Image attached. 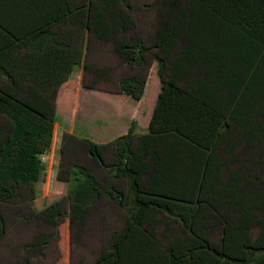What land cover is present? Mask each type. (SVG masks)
Wrapping results in <instances>:
<instances>
[{
    "label": "trees",
    "instance_id": "1",
    "mask_svg": "<svg viewBox=\"0 0 264 264\" xmlns=\"http://www.w3.org/2000/svg\"><path fill=\"white\" fill-rule=\"evenodd\" d=\"M152 4L147 39L134 0H0V241L3 204L52 224L67 214L58 201L33 204L41 154L61 85L102 41L124 63L156 60L161 88L145 132L133 119L107 142L64 135L58 175L70 182L72 227L81 233L99 202L126 213L107 248L70 264H264V0ZM85 67L107 77V67ZM146 87L145 73L119 79L136 99ZM49 241L41 229L25 246L41 252Z\"/></svg>",
    "mask_w": 264,
    "mask_h": 264
},
{
    "label": "rangeland",
    "instance_id": "2",
    "mask_svg": "<svg viewBox=\"0 0 264 264\" xmlns=\"http://www.w3.org/2000/svg\"><path fill=\"white\" fill-rule=\"evenodd\" d=\"M154 0H134L133 15L138 30L149 38L156 23ZM108 68L107 77L96 79V73L85 63ZM157 61L148 67L124 63L113 52L111 42L93 41L84 48V56L70 77L61 85L57 97L56 144L41 156L46 164L43 178L37 183L38 195L33 201L42 209L58 201L66 213L59 224L43 221L30 207L3 204L8 222L7 235L0 241V264H70L72 261L92 260L112 242L113 232L124 224L126 213L114 203L99 202L80 233L70 223V182L59 178L61 162L59 147L66 133L91 138H105L107 142L128 131L133 119L136 130H148L149 121L161 88ZM133 72L145 73L147 87L144 96L136 99L119 89V79ZM92 124V125H88ZM83 157L84 154H81ZM100 171V170H99ZM50 233V241L41 252L27 249L39 230ZM29 256L30 260H26Z\"/></svg>",
    "mask_w": 264,
    "mask_h": 264
},
{
    "label": "crops",
    "instance_id": "3",
    "mask_svg": "<svg viewBox=\"0 0 264 264\" xmlns=\"http://www.w3.org/2000/svg\"><path fill=\"white\" fill-rule=\"evenodd\" d=\"M88 125H92V124H88ZM56 136H57V127L55 126V134H54V140H53L52 146H54L56 144V138H57ZM94 139L97 140V141H99V140L102 141L105 138H100V136H99V137H96Z\"/></svg>",
    "mask_w": 264,
    "mask_h": 264
}]
</instances>
